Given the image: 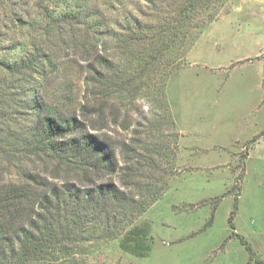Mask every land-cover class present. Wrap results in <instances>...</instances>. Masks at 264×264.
<instances>
[{"label":"rangeland","instance_id":"374dc122","mask_svg":"<svg viewBox=\"0 0 264 264\" xmlns=\"http://www.w3.org/2000/svg\"><path fill=\"white\" fill-rule=\"evenodd\" d=\"M39 1L0 0V35L11 2L16 10L23 8L25 20H33L41 17ZM47 1L61 6L58 0ZM154 1L157 5L151 0H61L99 7L109 20L112 38L105 37L115 51L116 37L137 22L147 27L175 23L177 0ZM190 15L186 37L161 44L158 75L139 92L88 86L80 63L48 84L50 98L65 80L77 115L87 122L85 131L114 148L118 168L93 175L98 184L139 183L150 200L126 224L120 212L128 205L114 207L119 217L111 230L102 228L98 239L83 242L79 252L64 258L66 264H262L231 236L236 197L235 231L264 261V0H209ZM8 34L13 42L28 40L18 29ZM3 35L0 39L8 43ZM165 73L170 75L164 83ZM29 112L13 115L10 130L25 136L33 124ZM217 117L221 121L213 120ZM189 126L195 130L186 135ZM3 157L0 153L6 179L24 167L51 175L57 162L32 154L10 168ZM128 162L140 170L131 180L123 173Z\"/></svg>","mask_w":264,"mask_h":264},{"label":"trees","instance_id":"16d2710c","mask_svg":"<svg viewBox=\"0 0 264 264\" xmlns=\"http://www.w3.org/2000/svg\"><path fill=\"white\" fill-rule=\"evenodd\" d=\"M55 3L61 6L40 0L35 6L40 7L41 17L33 20H25L23 8L11 7L16 2L6 3L9 12L1 20V35L9 42L0 39V153L10 168L20 167L32 154L57 162L51 175L24 167L8 179L0 166V264H66L64 258L79 252L83 242L98 239L102 228L111 230L119 217L114 207L128 205L120 212L124 224L135 210H145L150 200L142 194L141 184L127 181L118 186L113 180L98 184L93 175L117 170L115 150L108 140L85 131L87 122L77 115L65 80L55 86L50 98L48 84L66 77L70 65L80 63L88 74V86L141 91L158 75L154 73L162 64L161 44L184 39L192 9L207 7L209 0H177L174 24L147 27L137 22V27L116 37V51L105 37H111L109 20L99 7ZM26 27L29 30L24 32ZM16 29L28 40L13 42L6 37ZM130 69L136 74H130ZM169 75L161 74L163 82ZM22 109L30 111L33 121L25 136L10 130L13 115ZM128 163L123 173L131 180L140 170ZM60 178L62 183L55 181ZM237 209L236 197L229 217L231 236L241 240L251 259L264 264L255 258L248 239L235 231Z\"/></svg>","mask_w":264,"mask_h":264},{"label":"crops","instance_id":"0c3cea01","mask_svg":"<svg viewBox=\"0 0 264 264\" xmlns=\"http://www.w3.org/2000/svg\"><path fill=\"white\" fill-rule=\"evenodd\" d=\"M214 117H215V116H214ZM213 120H217V122H218V121H221L219 117L214 118ZM217 128H218V125L216 126V129H217ZM194 130H195V129H193V128H191V127L189 126L188 129L185 130V132H186L185 134L188 135L189 131L194 132Z\"/></svg>","mask_w":264,"mask_h":264}]
</instances>
